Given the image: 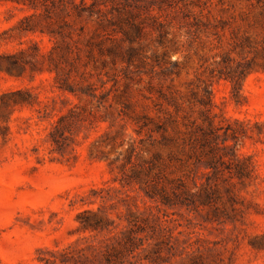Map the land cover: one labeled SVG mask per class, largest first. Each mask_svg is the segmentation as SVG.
<instances>
[{"label":"rangeland","instance_id":"obj_1","mask_svg":"<svg viewBox=\"0 0 264 264\" xmlns=\"http://www.w3.org/2000/svg\"><path fill=\"white\" fill-rule=\"evenodd\" d=\"M95 1L0 0V264H264V0Z\"/></svg>","mask_w":264,"mask_h":264},{"label":"trees","instance_id":"obj_2","mask_svg":"<svg viewBox=\"0 0 264 264\" xmlns=\"http://www.w3.org/2000/svg\"><path fill=\"white\" fill-rule=\"evenodd\" d=\"M30 4H35L32 2V0H28ZM50 2L52 4L53 7H55V0H44V2ZM61 3V11H66L67 12V16H71V15H75L77 17L82 16L84 13L89 12V14H92L93 11L97 5V1L95 0H91V4L88 5L85 1L86 0H81L79 4L76 3L75 0H60ZM263 50H264V43H263ZM248 68H244L242 70H240L238 72V74H234V76H230L229 79H231L232 81H235V78L237 77V79H239V81L241 79H243L249 72H248ZM62 122V119L58 122L55 123L54 126V133H57L58 131L60 132L61 126H59V124ZM57 124V125H56ZM61 134H63V132H60ZM59 134V135H61ZM50 136H52V133L50 134ZM62 137V136H61ZM54 143L60 147L59 143L56 142V140H54V138H52Z\"/></svg>","mask_w":264,"mask_h":264}]
</instances>
